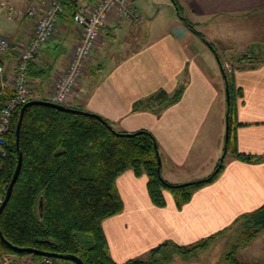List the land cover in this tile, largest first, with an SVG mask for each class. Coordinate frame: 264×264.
Segmentation results:
<instances>
[{"label": "crops", "instance_id": "1", "mask_svg": "<svg viewBox=\"0 0 264 264\" xmlns=\"http://www.w3.org/2000/svg\"><path fill=\"white\" fill-rule=\"evenodd\" d=\"M9 1L14 10H24L29 2ZM89 1H70L75 7L61 14L52 38L29 63V79L40 97L49 92L56 71L67 64L77 42L73 10ZM131 1L141 10V0ZM178 3L184 16L216 48L264 57V0ZM173 7L176 15L164 23L155 22L156 13L149 16L143 10L144 18L139 24L110 17L67 105L97 113L122 131H150L158 145L162 176L169 182L182 183L212 173L222 151L228 104L216 55L181 21ZM13 14L0 4V30L13 40L18 53L32 32L33 20L26 16L9 18ZM3 60L6 82L0 90H11L16 56L3 58L0 53V62ZM232 75L241 93L235 110L234 149L226 153L222 171L180 208L168 191H164L165 206H155L147 192V176H136L132 170L122 173L116 186L123 210L103 222L114 261L144 257L165 240L189 244L264 204V160L247 161L236 156V152L264 156V62L236 69ZM181 85L183 93L175 103L160 110H134L140 100L154 91L172 93ZM263 241L264 232L252 241L258 246L263 244L262 248L249 251L250 245L244 247L237 252L239 258L251 262L263 258ZM0 264L46 263L30 255L11 254L8 258L0 256Z\"/></svg>", "mask_w": 264, "mask_h": 264}, {"label": "trees", "instance_id": "2", "mask_svg": "<svg viewBox=\"0 0 264 264\" xmlns=\"http://www.w3.org/2000/svg\"><path fill=\"white\" fill-rule=\"evenodd\" d=\"M173 3L181 21L214 52L222 76L224 74L228 93L227 153L234 149L235 110L240 88L235 86L233 71H225L216 46L184 16L178 1L173 0ZM71 6L75 7L67 2L64 11ZM237 62L241 64L237 69L252 68L264 62V57L242 54ZM182 93V85L172 93L158 89L140 100L134 110L149 107L160 110L178 101ZM11 94V90H0V105ZM38 99L46 100L43 96ZM21 106L13 112L7 135V156L0 168V203L16 165L14 130ZM70 108L32 104L24 111L19 131L22 165L10 198L0 214V230L8 242L19 247L75 255L83 264H170L176 254L182 258L194 256L216 239L226 236L228 240L231 237L228 233H235V238L229 239L232 246L226 254L227 262L222 264H250L243 262L237 252L264 231V204L239 215L227 227L189 244L165 240L152 247L144 257L121 263L114 261L109 253L103 222L123 210V201L116 186V179L122 173L132 170L136 176L145 174L147 192L155 206H165L164 191L168 190L176 207L180 208L196 190L217 178L223 169V160H218L212 173L204 178L184 183L169 182L161 175L158 145L150 131H119L101 115L97 117L90 111ZM236 156L247 161L264 160V156L240 152H236ZM40 200L43 202L42 212ZM9 253L17 256L31 254L38 260L51 259L54 264L57 261L76 264L66 259L18 252L0 238V256Z\"/></svg>", "mask_w": 264, "mask_h": 264}, {"label": "built area", "instance_id": "3", "mask_svg": "<svg viewBox=\"0 0 264 264\" xmlns=\"http://www.w3.org/2000/svg\"><path fill=\"white\" fill-rule=\"evenodd\" d=\"M72 0H29L25 10H14L9 0H0V4L13 15L26 16L33 20V29L23 48L16 53L14 42L0 30V53L3 58L15 54L13 77L10 82L11 96L0 105V168L7 156V135L13 112L24 102L40 98L33 90L28 75L29 63L35 60L43 44L48 42L54 33L56 23L64 12V6ZM110 17L129 20L135 24L143 21V13L131 0H91L76 6L72 22L78 32L69 60L64 68L56 71L51 89L44 94L46 100L67 105L73 91L79 84L86 63L89 61L96 45L102 37V31ZM5 60L0 62V87L5 86ZM54 264L51 259L43 260ZM56 264H66L57 261Z\"/></svg>", "mask_w": 264, "mask_h": 264}, {"label": "rangeland", "instance_id": "4", "mask_svg": "<svg viewBox=\"0 0 264 264\" xmlns=\"http://www.w3.org/2000/svg\"><path fill=\"white\" fill-rule=\"evenodd\" d=\"M147 1H149V2H147ZM138 3H139V6L141 7V10H143V12H145V14L151 16V15H154L156 13V15H158L157 18H155V22H163L164 23L171 16L176 15L175 8L173 7L174 6L173 0H141V2H138ZM21 11H23V10H21ZM184 13L185 12H183V14ZM206 39L208 41H210L207 37H206ZM217 50H218V53L221 57L223 67L227 73H230L231 71H235L237 69V67H239L241 65L237 62L238 56H240L242 54H248V53H246L247 51L239 52L238 49H233V50H223L222 49L221 50V48L218 47ZM70 54H71V52H70ZM70 54H69V56H70ZM68 60H69V57H68ZM90 60H91V57H90L89 61ZM88 62L86 63L85 69L87 67ZM85 69L82 73V77L84 76ZM82 77H81V79H82ZM222 82H223V80H222ZM51 85H52V83H51ZM74 92H75V90L73 91L72 96L74 95ZM38 96H41V95H38ZM224 122H225V117H224ZM116 129L119 131H122L119 128H116ZM221 140H222L221 141L222 151L219 154V159H220L222 152H223L224 135L222 136ZM228 153H230V151ZM160 172H161V169H160ZM182 183H184V182H182ZM165 191H168V190H165ZM228 235L231 236L228 238V240H227L226 236L220 237V238L216 239V241H214L206 249H203V250L197 252V254H195L194 256H190L188 258H184V257L182 258L180 255L176 254V255H174L172 262L170 264H222V263H226L227 262L226 254L231 250V246H232V244H230L229 239H231V240L234 239L235 233H228ZM263 243H264V241H263ZM262 245L263 244L258 246V242L256 244H254L251 241L247 246H249V251H250V248L252 250L253 249H259ZM247 246H245V247H247ZM252 253H253V251H252ZM252 253H251V255H252ZM4 255L7 256V258H8V255H11V254L9 253V254H4ZM30 256H32V255L30 254ZM237 256H238V254H237ZM241 260L245 263L248 262L250 264H264V255H263V258H259L258 260L252 261V262H251V260L250 261H248V260L244 261V259H241Z\"/></svg>", "mask_w": 264, "mask_h": 264}, {"label": "water", "instance_id": "5", "mask_svg": "<svg viewBox=\"0 0 264 264\" xmlns=\"http://www.w3.org/2000/svg\"><path fill=\"white\" fill-rule=\"evenodd\" d=\"M223 76H224V74H223ZM226 96H227V104H228L227 89H226ZM32 104H46V105H52V106L58 107L60 109H72V108H70V106H66L64 104H59V103H56V102H52V101L44 100V99H38V98L28 100V101H26V102H24L22 104V106L20 107L19 112H18V119H17V122H16L15 130H14L15 149L17 151L16 165H15L14 171L12 173L11 179H10L8 185H7L4 198H3V200L0 203V214H1L2 210H3V208L5 207L7 201L10 198V195H11V192H12V189H13V185L16 182V179H17V177L19 175V172H20V169H21V165H22V151L19 149V131H20V126H21V122H22L24 111L29 105H32ZM92 114L96 115L97 117H100V115L97 114V113L92 112ZM228 134H229V125H228V117L226 115V118H225L224 147H223L222 155H221V157L219 159L220 161H222L224 159L225 155H226V142H227V139H228ZM126 135H129V134H126ZM155 148H157L156 144H155ZM158 163H159V167H160L161 166L160 157L158 158ZM219 165H221V164H219ZM39 209H40V212H42V209H43L42 200H40V202H39ZM0 238L8 246H10L11 248H13L14 250H16L18 252H27V253L38 254V255H41V256L52 257V258L66 259V260L73 261L76 264H83L82 260L80 258H78L77 256H75V255H63V254H59V253H55V252L42 251V250L35 249V248H32V247H19V246L13 245V244L8 242L4 238V236L2 235L1 230H0Z\"/></svg>", "mask_w": 264, "mask_h": 264}]
</instances>
